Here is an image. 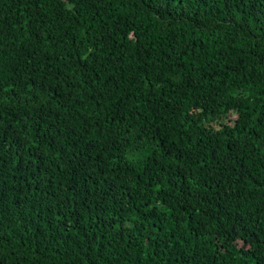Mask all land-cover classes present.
<instances>
[{
    "label": "trees",
    "instance_id": "trees-1",
    "mask_svg": "<svg viewBox=\"0 0 264 264\" xmlns=\"http://www.w3.org/2000/svg\"><path fill=\"white\" fill-rule=\"evenodd\" d=\"M0 264H264V0H0Z\"/></svg>",
    "mask_w": 264,
    "mask_h": 264
}]
</instances>
